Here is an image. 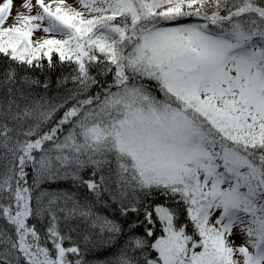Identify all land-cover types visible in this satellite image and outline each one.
<instances>
[{"label":"snow or ice","instance_id":"6c2138e0","mask_svg":"<svg viewBox=\"0 0 264 264\" xmlns=\"http://www.w3.org/2000/svg\"><path fill=\"white\" fill-rule=\"evenodd\" d=\"M12 3L0 4V264H264V0H35V14L23 0L5 26ZM65 63L60 102L37 96L48 80L28 71ZM55 180L95 199L41 189ZM106 197L136 215L127 232L98 210ZM123 236L112 257L85 258Z\"/></svg>","mask_w":264,"mask_h":264},{"label":"trees","instance_id":"16d2710c","mask_svg":"<svg viewBox=\"0 0 264 264\" xmlns=\"http://www.w3.org/2000/svg\"><path fill=\"white\" fill-rule=\"evenodd\" d=\"M57 57L54 56V59H56ZM4 64V57L0 56V66H2ZM72 67L71 65H68L67 63H65L64 65H60L57 67V69L55 71H51L48 69H36V70H29L28 71V75L36 78L38 80H40L41 82H43L45 79L48 80L49 86L48 89L45 90L42 85L41 86H36L34 87V92L37 96H46L48 98H52L54 100V102L59 103V97H62L65 95V87L67 88H71L73 85L71 84V82H69L66 86H59L57 85V78L61 76V74H67L70 73L72 71ZM108 81L111 82L112 77L111 75H109L107 77ZM95 90H93L94 92ZM158 96L160 95L159 92L156 93ZM73 102H69V104L66 106V108L59 110L56 115H55V119L53 121V123L49 126H45L42 131H48L49 127L51 126H55V121H58L60 119V117L63 116V112L65 110H67V107H71V104ZM41 189L44 190H48V191H61V190H68L71 189L72 191H76L78 193V195L81 198H87L89 200H93L95 199L92 194L88 191L87 188H75L70 180H55V181H46L44 183H42L40 185ZM106 199H108L106 197ZM155 202L156 203H163V198L162 197H156L155 198ZM97 208L98 210L101 212L102 215L108 216L110 219H115L117 220L118 223H121V225L124 227L125 231L127 232V225L128 223H130L132 220L136 219V215L132 214L129 217H122L120 216L119 213V205L118 204H113L112 201L110 199H108V204L107 206H104L103 204L98 203L97 204ZM141 219H143V217H140ZM180 223H184L186 221V217L181 215L179 217ZM33 223H35L36 221H32ZM159 229V225H157V232L156 235H160L161 232L158 230ZM135 234L136 235H144V228L143 227H138L135 230ZM127 239V236H123L119 239V242L117 243V245L115 247H111V248H105V247H101V248H94L92 249L90 252H88L85 255V258L89 261H102L106 258L112 257L118 250V248L120 246L123 245L124 241ZM151 240V238H149ZM49 246H50V242H49ZM139 255V253H138ZM150 255L154 258L156 253L154 251H152L150 253ZM72 258V257H70Z\"/></svg>","mask_w":264,"mask_h":264},{"label":"rangeland","instance_id":"374dc122","mask_svg":"<svg viewBox=\"0 0 264 264\" xmlns=\"http://www.w3.org/2000/svg\"><path fill=\"white\" fill-rule=\"evenodd\" d=\"M4 2L5 0H0V4H3ZM66 2L71 4L73 7H76V8L80 7L78 4V0H66ZM22 3H23V0H13L10 16L5 23V26H9L15 22V16L17 15V13L25 12L27 14V10L22 7ZM32 3L34 6L32 10V14H35L36 11H38L39 9L35 6V0H32ZM43 26H47V21L44 22ZM48 35H57V34H46V33H43L42 30H38L37 32L34 33L33 39H39L41 37H46ZM57 38H61V37L57 35ZM215 215H219V213L217 212ZM213 219H215V216L213 217ZM232 239L234 241V244L237 246L244 242V237L242 234L238 232V230L236 234L232 237Z\"/></svg>","mask_w":264,"mask_h":264}]
</instances>
